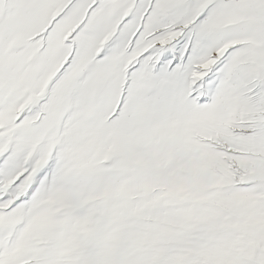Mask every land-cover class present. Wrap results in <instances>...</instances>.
Instances as JSON below:
<instances>
[{"label":"snow or ice","instance_id":"obj_1","mask_svg":"<svg viewBox=\"0 0 264 264\" xmlns=\"http://www.w3.org/2000/svg\"><path fill=\"white\" fill-rule=\"evenodd\" d=\"M0 264H264V0H0Z\"/></svg>","mask_w":264,"mask_h":264}]
</instances>
